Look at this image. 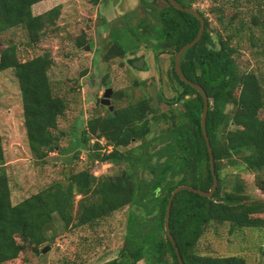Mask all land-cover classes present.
Returning a JSON list of instances; mask_svg holds the SVG:
<instances>
[{"label": "trees", "instance_id": "16d2710c", "mask_svg": "<svg viewBox=\"0 0 264 264\" xmlns=\"http://www.w3.org/2000/svg\"><path fill=\"white\" fill-rule=\"evenodd\" d=\"M41 1L0 0V35L20 26L28 32L29 45L38 44L61 15V5L34 14V5ZM157 1L140 0L148 15L134 24H123L133 44L115 31V42L104 54L105 59L123 57L140 41L150 43L159 59V53H177L197 36L200 20L195 15L175 8L169 0L157 8ZM177 1L192 7L197 2ZM246 1L264 12V0ZM210 2V12L219 17L220 27L213 26L199 10L205 19V32L185 51L181 68L189 79L205 88L210 99L207 132L219 183L210 198L191 190L178 192L172 202L170 230L184 264H246L238 254L199 251L200 239L211 224L228 223L231 233L235 228H264V198L248 194L240 174L229 185L224 172L227 166L264 171V77L247 71L238 62L234 44L238 31L233 26L237 14L228 19L225 6L218 5V0ZM85 43L80 41L79 45ZM174 63L173 56L171 75L178 94L169 100V110L160 111L152 96L142 97L87 120L82 144L89 145L90 161L97 167L99 160L109 167L119 166L117 173L97 176L91 167L70 171L64 180H56L14 204L0 130V264L16 260L29 249L41 253L53 239L49 230L55 215L66 227H95L126 206L130 212L125 244L116 258L101 264H138L140 260L146 264H180L165 229L169 198L180 185L208 191L214 177L201 123L203 95L181 80ZM53 65L50 51L23 61L12 42L0 50V72L13 69L19 82L32 154L45 162L60 140L59 118L68 109L66 97L57 94L52 84L49 71ZM159 100H164L163 93ZM103 137L106 144L115 145L112 152L101 153ZM93 138L97 141L90 144ZM237 160L241 166L235 164ZM140 171L147 175L140 177ZM257 176L256 185L264 194V177ZM260 252L264 256V243Z\"/></svg>", "mask_w": 264, "mask_h": 264}, {"label": "rangeland", "instance_id": "374dc122", "mask_svg": "<svg viewBox=\"0 0 264 264\" xmlns=\"http://www.w3.org/2000/svg\"><path fill=\"white\" fill-rule=\"evenodd\" d=\"M217 4L225 6L228 19L237 14L233 26L236 28L234 31H238L234 44L238 47L239 64L247 71L264 77V12L249 5L246 0H218ZM57 5H61V15L55 26L47 28L38 44L29 45L28 32L20 26L0 35V50L12 42L16 44L23 61L50 51L54 58V65L49 71L52 84L55 92L65 96L68 102L66 113L59 118L57 133L60 140L50 151L48 162L38 160L29 146L15 72L13 69L0 72V130L14 204L56 180H64L70 171L91 167L96 170L97 176L119 172V166L109 167L100 160L96 161L100 167L95 166L89 159V145L84 147L82 144V132L90 116L109 113L108 106L101 103L104 92L101 81L106 74H109L107 80L116 92L111 98L114 109L142 97L150 99L152 84H156L158 91L163 93L164 100L159 101L162 112L169 110V100L178 94L174 87L176 80L171 75L172 55L164 54L156 61L154 51L145 41L123 57L104 58L107 49L115 42V31L129 41L124 22L128 20L134 24L148 15L140 0H44L34 5L33 12L41 14ZM164 5V0L155 3L157 8ZM210 5V0H197L193 7L204 11L213 26L220 27L219 17L210 12ZM126 15L130 16V20ZM80 41L89 44L90 49L85 50L87 44L81 46ZM141 56L147 64L139 69L132 62ZM177 107L179 110L182 108L181 104ZM96 141L93 138L90 144ZM105 142L106 138L100 139L102 154L106 153ZM236 163L241 166L240 160ZM224 172L229 185L240 174L246 182L247 193L264 198L256 185L257 175L264 177V171L227 166ZM139 174L140 177L147 175L142 171ZM135 210L139 211L138 208ZM129 212L130 207L126 206L95 227H66L55 215L53 227L49 230L53 239L44 245L51 248L41 253L29 249L7 264H101L116 258L125 244ZM263 243L264 228H235L231 233L228 223L211 224L200 239L199 251L214 255L238 254L245 258L246 264H264V256L260 252ZM138 264L146 262L140 260Z\"/></svg>", "mask_w": 264, "mask_h": 264}, {"label": "water", "instance_id": "95a60500", "mask_svg": "<svg viewBox=\"0 0 264 264\" xmlns=\"http://www.w3.org/2000/svg\"><path fill=\"white\" fill-rule=\"evenodd\" d=\"M169 1L175 8L182 10L184 12H187V13H191V14L195 15L200 20V28H199L197 36L191 42L182 46L181 49L178 51V53L176 55L175 68H176V71H177L179 77L184 82H186L187 84H189L192 87L199 90L201 92V94L203 95L204 107H203L202 116H201V123H202V129H203V132L205 135L206 143L208 146V151H209V155H210L211 170H212L213 177H214L213 184L208 191L203 190L201 188H196L192 185H180L172 192V194L169 198L168 205H167V211H166V218H165V229H166V232H167L169 238L171 239L173 245L175 246V249H176V252H177V255L179 258V263L184 264V260L181 256L180 252H179V248L177 247L174 236L172 235L171 230H170V215H171L172 202H173L176 194L182 190H191V191H194L198 194H201L202 196L210 198L213 196L214 192L216 191L219 180H218V176H217L216 171H215L214 151H213V147L211 145L210 138H209V135L207 132V115H208V110H209V96H208L205 88L202 85H200V84L192 81L191 79H189L185 75L184 71L181 68V59H182L183 54L185 53L186 50H188L189 48L193 47L196 43H198L201 40V38L205 32V19L201 15V13L198 9H196L192 6H184L181 3H179L177 0H169ZM84 49L89 50L90 45L87 44V46ZM134 64L138 68L141 69L144 66V60L140 59L139 61H136ZM107 78H108V75L104 76V78L102 79V82H105ZM151 92L153 95L155 106H158L159 105L158 90H157V87L155 84H153L151 86ZM112 93H113V89L111 87L107 88L103 98L101 99V103L106 105V106L109 105L111 110L114 109V107L111 105V101H110V96L112 95ZM50 248H51L50 246H45L42 251L47 252Z\"/></svg>", "mask_w": 264, "mask_h": 264}, {"label": "flooded vegetation", "instance_id": "af4514ba", "mask_svg": "<svg viewBox=\"0 0 264 264\" xmlns=\"http://www.w3.org/2000/svg\"><path fill=\"white\" fill-rule=\"evenodd\" d=\"M129 17H130L129 15H126V18H129ZM129 19H130V18H129ZM127 21H128V20H127ZM128 34H129V32L127 31V35H128ZM130 36H131V35H128L129 38H131ZM124 39H125V38H124ZM131 39H132V38H131ZM132 40H133V39H132ZM132 40L129 39V41H131V43L133 44ZM140 42H141V41H140ZM147 43H148V42H147ZM86 44H87V43H86ZM86 44H85V45H86ZM139 45H140V43L137 45V47H138ZM86 46H87V45H86ZM86 46H85V47H86ZM137 47H136V48H137ZM148 47L151 48L150 43H149ZM136 48H135V49H136ZM135 49H134V50H135ZM151 49H152V48H151ZM180 49H181V48H180ZM134 50H133V51H134ZM152 50H153V49H152ZM153 51H154V58L156 59V51H155V50H153ZM177 53H178V52H177ZM177 53H174V54H173V52H171V53H170V52L159 53V54H160V55H159V59L157 58L156 61H159L160 58H161V56L164 55V54H170V55H172V57L174 56L175 61H176V55H177ZM140 59H143V60H144V66H143V68L146 67V64H147V63H146L145 58L141 56V57H139V59L136 60V61H139ZM136 61H134V62H132V63L134 64ZM172 63H173V58H172ZM134 66H136V65L134 64ZM174 66H175V63H174ZM136 67H137V66H136ZM137 68H138V67H137ZM139 69H140V68H139ZM141 69H142V68H141ZM175 70H176V68H175ZM176 72H177V71H176ZM177 74H178V73H177ZM106 75H108V77H109V74H106ZM103 78H104V77H103ZM107 79H108V78H107ZM107 79H106L105 82H102V81H101L102 84H103L102 86H103V88H104L103 96H104V94H105V92H106V89L111 87V83H110ZM181 80H182V79H181ZM152 85H153V84H152ZM152 85H151V86H152ZM155 85H156V84H155ZM156 87H157V86H156ZM111 88H112V87H111ZM112 89H113V93H112V95L110 96V101H111V98H112V96L114 95V93L116 94V92L114 91V88H112ZM150 90H151V89H150ZM157 90H158V89H157ZM151 93H152V92H151ZM161 94H162V91H161V93L158 91V101H160V100H159V96H160ZM187 97H190V95H187ZM102 98H103V97H102ZM102 98H101V99H102ZM152 98H153V95H152ZM203 99H204V98H203ZM153 102H154V99H153ZM154 103H155V102H154ZM111 105H112V104H111ZM209 105H210V99H209ZM105 106H106V105H105ZM156 107L159 108L160 111L162 110V109L159 107V105L156 106ZM108 108H109V112H113V111H114V109H113V110L110 109V106H109V105H108ZM103 138H104V137H103ZM104 139H105V138H104ZM104 147H105V149H106V153H109V152H112V151H113L115 145H114V144H110V143H109V144L104 143Z\"/></svg>", "mask_w": 264, "mask_h": 264}, {"label": "built area", "instance_id": "2783aa9c", "mask_svg": "<svg viewBox=\"0 0 264 264\" xmlns=\"http://www.w3.org/2000/svg\"><path fill=\"white\" fill-rule=\"evenodd\" d=\"M95 173H96V171H95Z\"/></svg>", "mask_w": 264, "mask_h": 264}]
</instances>
